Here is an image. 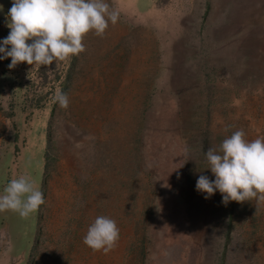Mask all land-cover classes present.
<instances>
[{
  "label": "rangeland",
  "instance_id": "1",
  "mask_svg": "<svg viewBox=\"0 0 264 264\" xmlns=\"http://www.w3.org/2000/svg\"><path fill=\"white\" fill-rule=\"evenodd\" d=\"M107 2L118 22L69 61L0 60V194L26 174L45 201L0 213V264H264V203L195 188L209 148L264 138V0ZM99 215L106 254L82 242Z\"/></svg>",
  "mask_w": 264,
  "mask_h": 264
},
{
  "label": "clouds",
  "instance_id": "2",
  "mask_svg": "<svg viewBox=\"0 0 264 264\" xmlns=\"http://www.w3.org/2000/svg\"><path fill=\"white\" fill-rule=\"evenodd\" d=\"M6 20L10 31L0 40V60L11 58L9 69L20 63L39 68L78 56L85 50L84 37L89 32L103 37L109 24L118 22L119 13L107 0H12ZM53 102L62 109L69 105L67 94L61 90H57ZM204 159L215 177L209 180L200 175L196 181L195 188L206 193L205 199L219 191L224 204L264 203V138L249 141L243 129L236 130L218 147L209 148ZM44 202L42 191L24 174L4 187L0 213L13 212L26 219ZM118 240L116 221L99 215L88 226L82 242L93 252L106 254Z\"/></svg>",
  "mask_w": 264,
  "mask_h": 264
}]
</instances>
